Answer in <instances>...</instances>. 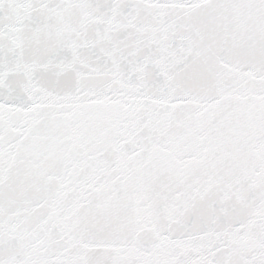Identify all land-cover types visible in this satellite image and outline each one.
<instances>
[{
  "label": "snow or ice",
  "instance_id": "obj_1",
  "mask_svg": "<svg viewBox=\"0 0 264 264\" xmlns=\"http://www.w3.org/2000/svg\"><path fill=\"white\" fill-rule=\"evenodd\" d=\"M0 264H264V0H0Z\"/></svg>",
  "mask_w": 264,
  "mask_h": 264
}]
</instances>
